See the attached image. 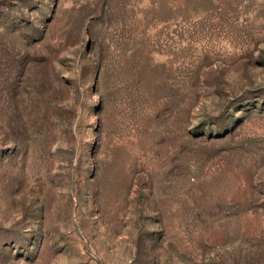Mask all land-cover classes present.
Segmentation results:
<instances>
[{
  "label": "rangeland",
  "instance_id": "obj_1",
  "mask_svg": "<svg viewBox=\"0 0 264 264\" xmlns=\"http://www.w3.org/2000/svg\"><path fill=\"white\" fill-rule=\"evenodd\" d=\"M0 264H264V0H0Z\"/></svg>",
  "mask_w": 264,
  "mask_h": 264
}]
</instances>
